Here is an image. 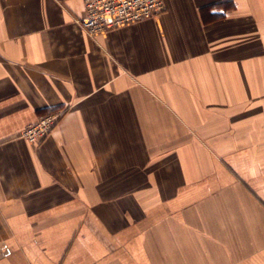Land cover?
<instances>
[{"label":"crops","instance_id":"0c3cea01","mask_svg":"<svg viewBox=\"0 0 264 264\" xmlns=\"http://www.w3.org/2000/svg\"><path fill=\"white\" fill-rule=\"evenodd\" d=\"M165 4L0 0V264H264V0Z\"/></svg>","mask_w":264,"mask_h":264},{"label":"built area","instance_id":"2783aa9c","mask_svg":"<svg viewBox=\"0 0 264 264\" xmlns=\"http://www.w3.org/2000/svg\"><path fill=\"white\" fill-rule=\"evenodd\" d=\"M83 3L84 12L76 23L91 36L152 18L166 8L165 0H83ZM60 114L52 111L39 115L22 129L20 136L31 143L45 139Z\"/></svg>","mask_w":264,"mask_h":264}]
</instances>
